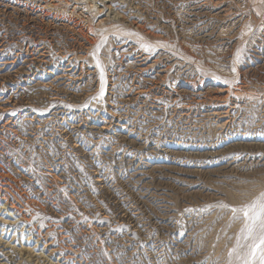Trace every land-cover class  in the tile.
<instances>
[{
	"label": "rangeland",
	"instance_id": "obj_1",
	"mask_svg": "<svg viewBox=\"0 0 264 264\" xmlns=\"http://www.w3.org/2000/svg\"><path fill=\"white\" fill-rule=\"evenodd\" d=\"M75 2L0 0V264H244L264 0Z\"/></svg>",
	"mask_w": 264,
	"mask_h": 264
},
{
	"label": "bare ground",
	"instance_id": "obj_2",
	"mask_svg": "<svg viewBox=\"0 0 264 264\" xmlns=\"http://www.w3.org/2000/svg\"><path fill=\"white\" fill-rule=\"evenodd\" d=\"M40 3H42L44 5L45 9L46 7H51V8H58L60 6V1L61 0H38ZM74 1V0H73ZM76 2L78 0H75ZM75 2V3H76ZM96 2V1H95ZM26 3V2H25ZM29 3V2H28ZM78 3V2H77ZM84 3V1H83ZM88 3V2H87ZM91 3V1H90ZM38 5V4H37ZM46 6V7H45ZM64 6V5H62ZM66 6V5H65ZM93 5H89L88 7L91 8ZM43 7V6H42ZM77 7V6H76ZM42 9V8H41ZM40 9V10H41ZM54 10V9H53ZM48 11V10H47ZM59 11V10H58ZM67 13V12H66ZM69 13V12H68ZM72 13V12H71ZM72 16V15H71ZM76 20V19H75ZM98 23V22H97ZM70 24V23H69ZM93 25V23H92ZM91 27V26H90ZM226 31V30H225ZM146 60V57H143ZM144 60V61H145ZM187 62V61H186ZM228 89V88H227ZM231 95V94H230ZM15 182V181H13ZM12 181H10V179H7V175L3 172L0 171V204L3 205L4 208H6L8 211L7 214L11 217H15L17 216L18 218L21 219H26L27 215L25 214V207L27 205H25V200H27V197L22 195L21 192L18 189L17 184L15 185ZM20 184V183H19ZM20 186V185H19ZM16 218V217H15ZM36 237L38 238L39 241V245H43L45 246V248L47 249V251L49 250L50 254H54L58 249H55L53 247V245L51 244V242L49 243L46 240V236H44V234L42 235V233L39 231L36 234ZM25 249V248H24ZM27 251H29L28 253V257H30L33 253V257L34 255L37 257H48L49 255L44 254L45 249H40V252H36V250H32L29 248H26ZM26 251V250H25ZM36 253V254H35ZM32 257V258H33ZM49 258V257H48ZM47 258V259H48ZM45 259V258H44ZM65 259V258H64ZM67 260V259H66ZM59 262V261H58Z\"/></svg>",
	"mask_w": 264,
	"mask_h": 264
},
{
	"label": "snow or ice",
	"instance_id": "obj_3",
	"mask_svg": "<svg viewBox=\"0 0 264 264\" xmlns=\"http://www.w3.org/2000/svg\"><path fill=\"white\" fill-rule=\"evenodd\" d=\"M146 51L150 50L151 46L148 44L141 45ZM99 47V45L97 46ZM97 66L100 67L99 62ZM218 79V77H217ZM103 69L101 67V89L100 96L104 94L103 85ZM227 83V81H225ZM232 211L235 213L241 211L246 219V231L247 237L252 239V244L249 246L247 256L250 259H245L244 264H255L259 261V264H264V193H261L259 202L253 201L249 204L244 205L242 208H233ZM259 228V235H255L254 230ZM235 251V249H233Z\"/></svg>",
	"mask_w": 264,
	"mask_h": 264
}]
</instances>
